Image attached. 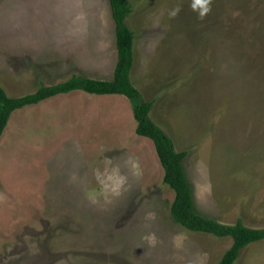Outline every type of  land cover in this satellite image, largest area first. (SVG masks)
Here are the masks:
<instances>
[{"label":"rangeland","instance_id":"obj_1","mask_svg":"<svg viewBox=\"0 0 264 264\" xmlns=\"http://www.w3.org/2000/svg\"><path fill=\"white\" fill-rule=\"evenodd\" d=\"M130 80L186 152L196 211L264 228V0H128ZM108 0H0L9 97L72 75L112 80ZM122 96L72 92L15 111L0 138V264H217L230 238L186 230ZM234 264H264V240Z\"/></svg>","mask_w":264,"mask_h":264},{"label":"trees","instance_id":"obj_2","mask_svg":"<svg viewBox=\"0 0 264 264\" xmlns=\"http://www.w3.org/2000/svg\"><path fill=\"white\" fill-rule=\"evenodd\" d=\"M108 1L114 23L117 55L112 80L72 75L69 79L55 84L41 83L34 92L20 97H9L0 85V138L15 111L38 105L57 96L83 92L94 96L126 98L132 106V116L136 123L135 135L151 140L164 172L162 181L174 192L169 210L171 218L188 231L230 238L232 245L217 264H234L243 249L264 240V228H248L240 219L232 225L222 224L196 211L192 189L183 170V161L187 153L176 151L170 137L150 119L149 113L153 103L146 102L130 80L134 62V34L127 26L126 20L132 13V7L128 0Z\"/></svg>","mask_w":264,"mask_h":264},{"label":"clouds","instance_id":"obj_3","mask_svg":"<svg viewBox=\"0 0 264 264\" xmlns=\"http://www.w3.org/2000/svg\"><path fill=\"white\" fill-rule=\"evenodd\" d=\"M200 2V0H198V3ZM208 3V0H204L203 4L201 5V7L203 8L204 12H207L209 9L205 6Z\"/></svg>","mask_w":264,"mask_h":264}]
</instances>
